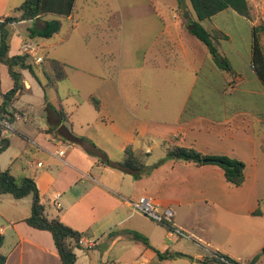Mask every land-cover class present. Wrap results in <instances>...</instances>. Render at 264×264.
<instances>
[{
    "label": "crops",
    "instance_id": "crops-1",
    "mask_svg": "<svg viewBox=\"0 0 264 264\" xmlns=\"http://www.w3.org/2000/svg\"><path fill=\"white\" fill-rule=\"evenodd\" d=\"M114 1L118 4L123 1L127 4L124 7L131 11L130 17L134 19L131 25L133 34L137 33L143 26L139 21L140 15L156 14L162 19L155 2L157 0H140V4L136 3L138 0ZM249 1L251 3V0ZM23 2V0H0V19L10 15H21L22 12L17 8ZM171 9H176V6H171ZM185 9L189 10L188 5L185 6ZM74 12L65 18L73 20ZM173 18L176 19L172 23L177 30L179 27L184 28L180 15L174 13ZM24 22L26 21L9 23V26L14 27L16 23ZM37 22L41 24L43 21ZM68 22L69 26L64 35L66 39L72 35L74 27L79 24L77 22L74 24L73 21ZM116 22L113 24L117 25ZM167 26L163 21V27H155L157 32L151 40H148L151 43L149 46H146L148 41L140 44L144 55L141 62L136 61L135 64H131L129 59H125L121 62V70L131 72L134 69L147 68L150 64L146 58L147 50L154 45L158 48V39L163 34L173 42L174 50L181 48L182 56L185 55L189 59L186 45L182 40L181 45H179L180 40L178 42L172 37L167 31ZM142 29L146 31V25ZM97 33L100 32L97 31ZM17 35L11 40L10 55H15L14 50L16 51V49L21 52L25 41L35 45L37 54L40 55L38 51L40 48H44V42H40L39 38H30L29 34L27 38H21L19 34ZM158 51L165 55L167 64H170L168 60L169 49L161 47L158 48ZM193 52L196 54L195 51H192V54H194ZM222 55L226 56L223 51ZM76 56L79 54L67 49L62 53L53 55L55 59L67 63L68 77L73 70L81 69L79 65H83L84 72L90 71L88 70L89 67L81 62L86 56L81 55L79 60L74 58ZM177 56L179 58L178 54ZM226 57L229 59V56ZM30 58L35 59L31 56ZM230 62L236 73L230 80H226V77L223 76L222 86L217 88V95H219L218 91L221 90L224 91V95L232 93L234 90H242L244 94L246 93L258 103L264 101V84L253 69L252 50L248 53L247 67L241 69L233 60ZM153 65H157L156 60H153ZM215 67L217 66L214 64L211 69ZM23 76L27 88L25 93H27L32 90V82H36V79L28 70H23ZM116 79L117 83H108L104 87L109 92L110 107L113 109V114L108 117L104 115L103 110L106 108V102L101 95L100 112L96 108L91 111L89 107H83L85 102L93 104L90 101V96L99 92H90L91 94H88L87 101L84 100V103L76 99V97L80 98L79 91L70 89L69 96L65 98L58 94L55 106L63 105L65 110L70 113L68 119L51 130L50 128L54 123L46 114L42 124H36L37 130L31 134L22 130L16 131L18 134L16 140L19 142L17 148L13 147L14 141L11 139V135L6 134L9 145L0 152L1 167L10 169L16 177L30 176L34 178L42 201L46 204L48 215L51 217L59 215L64 223L85 234L83 237L85 242L76 249V264H106L103 259L108 253L111 254L110 259H112L113 264H136L139 261H146L149 264H169L173 258L159 259L156 249L169 253L178 252L175 251V247L179 237L171 235L166 227L134 206L133 203L144 196L150 197L159 211L166 208L174 209L173 225L180 228L184 234L191 232L193 237L198 238L214 251L247 264L255 254L249 260L243 261L241 260L242 254L230 245L232 243L241 244V235L231 236L230 234L227 240L222 242L215 240V235L208 232L211 226L210 209L213 207H209L208 211L203 213L197 207L201 209V206L203 208V204L207 203L220 206L217 212L218 217L215 218L219 224L231 229L232 221L238 220L237 224L241 221L244 227L247 221L255 224L251 218L260 213L252 208L255 207L253 201L257 200L258 196L254 194L250 198H246L245 194L239 193L229 196L222 195L221 190L223 188L229 190V183L225 179L223 169L218 165H196L192 162L175 159H166L158 165L166 157L165 145L170 143L194 146L202 152L204 151L203 153L225 155L221 154L224 152L218 150V147L213 148L214 141L212 137H209L211 130L206 128L209 127V124H214L215 121L209 116L196 113L191 109L187 113L185 112L188 106L195 105L194 90L197 85V77L194 76L186 95L182 99L180 113L171 120L146 116V112L142 114L132 110V107L146 105V100L129 99L128 93H124L121 89L122 78L116 77ZM206 82L207 85L205 86L212 83L209 78ZM12 85L13 81L8 66L0 61V105L3 101L2 92L10 90ZM79 87L78 84L74 86L75 89H80ZM41 88L43 92H46L47 87L44 89L41 86ZM56 90L58 91V88ZM19 96L12 102L11 106V109L20 115V118H16L14 123L18 120H26L28 117L25 111L15 106ZM257 102L255 105L258 104ZM261 112V110L250 108L242 113L263 115ZM75 118L76 121H74ZM227 120L228 118L224 119V121ZM260 121L263 124L264 116L260 118ZM75 122L80 125L81 130H76ZM93 127L96 128V132L94 134L88 133V129ZM85 128L87 129L84 131ZM70 132L83 137L84 140L72 139ZM200 136L205 144L200 145ZM67 144H72V147H67V153L64 157L59 156L57 150ZM128 145L149 152L145 162L152 169L141 178H136L132 173L104 162L106 159L120 160ZM230 155L246 164L251 163L253 166L259 165L261 161L255 149L253 155L251 152L240 153L237 155L238 157L235 153ZM38 162H42V166H39ZM224 179L225 181H223ZM243 186L241 185L242 188ZM31 206V195L15 198L10 193H0V233L5 235V243L2 247V251L7 255L5 264H62L52 234L47 230L34 228L24 221L31 215ZM221 206H223L225 213L222 212ZM204 208L207 209V207ZM183 210H186V217L182 215ZM196 224L199 227L197 230L199 232L191 228L192 225ZM243 227L241 228L243 229ZM130 230L138 231L148 237L152 247H146L144 244L133 240L130 234L126 232ZM243 230L244 232L247 231L246 229ZM252 230L250 227L251 234H253ZM252 237L254 236L252 235ZM135 248L137 255L129 257L128 253H131ZM103 249H106L105 254L101 252ZM135 261L137 262L135 263ZM262 261H264V256L256 264Z\"/></svg>",
    "mask_w": 264,
    "mask_h": 264
},
{
    "label": "rangeland",
    "instance_id": "rangeland-1",
    "mask_svg": "<svg viewBox=\"0 0 264 264\" xmlns=\"http://www.w3.org/2000/svg\"><path fill=\"white\" fill-rule=\"evenodd\" d=\"M155 2L162 19L156 14L140 15L139 21L143 26L137 33L133 34L131 25L134 19L130 17L129 13L131 11L127 7H124L127 6L125 2L122 1V5L121 3H116L114 0H77L74 19L68 20L62 18L63 26L59 34L50 38H39L40 42H44L45 45L44 48L39 49L38 53L42 56L53 57L54 54L62 53L67 49L79 54V56L74 57L76 60H79L81 55L86 56L81 62L82 64L84 62L90 71L84 72L83 65H79L80 70H73L65 82L59 83L58 91L53 87H47L46 92H43L37 80L36 82H32V90L19 96V99L15 103V106L25 111L28 117L26 120L22 119L14 123L13 130L7 131V135H11V139L14 141L13 147L17 148V143L19 142L16 140L18 139L16 131L22 130L29 134L36 131V124H42L47 114V109L45 110L47 103L56 105L58 94L65 98L69 96L70 89L79 91L80 98L76 97V99L80 102L87 101V96L91 94L90 92H99L94 95L99 99H101L100 95L103 97L106 102V108L103 110L104 115L106 117L110 116L113 114V109L110 107L109 92L104 87L108 83H117L116 77L122 78L123 85L121 89L124 93H128L129 99L146 100V105L132 107V110L142 114L146 112V116L171 120L180 113L182 99L186 95L194 76H196L197 85L194 90L195 105L188 107L189 110L191 109L196 113L199 112L205 116H209L210 119L215 121L214 124H209V127H206L209 131L211 130L209 137H212L214 141L213 148L218 147V150L224 152L221 154L230 155L235 153L236 156L240 153L245 154V152H251L253 155L255 149L257 156L261 159L257 166H253L251 163L246 164L243 161L246 164L245 173L247 181V183L245 181L246 184H243L245 186L242 185L243 188L228 184L229 190L227 188L221 190V194L224 196L239 193L241 195L245 194L246 198H250L256 194L258 199L253 201L255 207L252 208H255L254 210H258L260 213L251 218L255 221V224L247 221L243 227L241 221L237 224L238 220L236 222L233 220V226L231 229H227L215 220L218 217L217 212L220 206L207 203L203 204V208L201 206V209L197 207L201 213L208 211L209 207H213L210 209L211 226L208 232L215 235V240L222 242L227 240L230 234L231 236L241 235V244L232 243L230 245L242 254L241 260H249L264 247V152L261 149V140L264 136V122L262 124L260 121V118L264 116V101H259L258 103L249 95H246V93L244 94L242 90H234L232 93H227V95H224V91L221 90L218 91L219 95H217V88L222 86L223 76L226 77V80H230L233 79V75L217 67L211 69L212 65H216V63L211 54H209L206 45L191 34L187 30L186 25H184V28L179 27V30H177L172 23L176 21L173 18L174 13L182 17L186 12H189L188 17L191 16L192 20L197 19L191 1L157 0ZM136 3L140 4V0ZM251 4L254 8L256 20L253 23L251 19L240 15L231 8L203 22L206 27L219 28L229 35L230 39L222 42V51L226 56H229L230 60L236 62L237 66L241 69L247 67L248 53L252 50L253 24L264 22V0H251ZM174 5L176 9L172 10L171 6ZM186 5H188L189 10L185 9ZM37 21L41 20L16 23L14 27L8 25L10 44L11 40L18 36L17 34L21 38H27L29 29L37 24L39 25ZM68 21L79 24L77 27H74L72 35L66 39L64 35L69 26ZM115 21H117V25L113 24ZM163 21L168 25L167 31L172 37L178 40V42L180 40L179 45H181V40L184 42L189 53V59L185 55L182 56L181 48L177 52L169 49L171 58H168L170 64H167L165 55L159 53L158 48L154 45L146 53V58L148 63H150L147 68L134 69L131 72H127V70L122 71L121 62L123 60L129 59L131 64L143 60L144 55L142 54V46L140 44L151 40L155 36L157 28L163 27ZM145 25L146 31L142 29ZM156 26L157 28H155ZM97 31L100 33H97ZM261 39L264 43V35H261ZM146 44V46H149L151 43L148 41ZM192 51H195L196 54L194 52L192 54ZM19 52V49L14 50L15 55H18ZM21 53H23L22 50L19 54ZM122 55L123 57H121ZM153 60L157 61L156 66L153 65ZM50 75L52 76L51 73ZM40 78L42 83H46L47 79L44 75H41ZM207 78L212 83L205 86L207 85ZM75 84H78L80 89H75ZM255 102L258 104L256 103L257 105H255ZM83 105V107H89L91 111L95 109L94 105L89 104V102H85ZM250 108L257 109L258 111L261 110L263 115L242 113ZM225 118H228V120L224 121ZM74 121H76V118ZM75 128H77V131L81 130L80 125L76 122ZM95 132L96 128L94 127L88 129V133L94 134ZM199 143L200 145L205 144L201 136ZM204 207H207V209ZM221 208L222 212L225 213L223 206ZM182 215L184 217L187 216L186 210L182 211ZM241 227L247 231L244 232ZM250 227L253 229V234L250 232ZM191 228L199 232L197 231L199 229L197 224L192 225ZM191 234L190 232L177 236L179 238L177 239L175 251L184 252L185 255L174 257L169 264H214L212 262H203L205 257L213 255L214 249L204 245ZM105 250L103 249L101 252L104 253ZM136 253L137 250L135 248L131 253H128V256L132 257L137 255ZM110 256V253L105 254L103 260L106 264H113ZM259 264H264V261Z\"/></svg>",
    "mask_w": 264,
    "mask_h": 264
},
{
    "label": "trees",
    "instance_id": "trees-1",
    "mask_svg": "<svg viewBox=\"0 0 264 264\" xmlns=\"http://www.w3.org/2000/svg\"><path fill=\"white\" fill-rule=\"evenodd\" d=\"M76 1L77 0H24V2L17 8L22 12L21 15H10L0 19V61L8 66L9 74L13 81L11 89L2 92L3 101L0 105V118L14 121L15 110L11 109L12 102L17 96L24 94L27 90L24 83L23 70H28L44 89L48 86L57 89L58 84L61 81L66 80L68 77V65L61 60L45 56L41 63H37L26 53L13 56L10 55L9 23L41 20L43 21L41 24H37L29 29V36L33 39L50 38L61 31L63 25L62 18L68 17L74 12ZM190 1L196 12L197 19L192 20L191 16H182L183 24L186 25L187 30L191 34L196 36L206 45L217 67L220 70H226L234 75L236 71L230 60L222 55V42L223 40L229 39V35L219 28L206 27L203 22L206 19H211L213 16L228 8H231L240 15L251 19L252 22L256 21L252 4L249 0ZM252 33V66L257 76L264 84V43L261 39V35H264V22L254 23ZM24 43L27 42L25 41ZM157 46L158 48L166 47L173 52H177V50L173 49V42L167 38L165 34L160 36ZM168 58H171L170 50ZM41 75L46 77V83H42L40 78ZM90 101L100 112V99L96 95H91ZM46 109L49 119L54 123L50 128L51 130L68 119L70 115L61 104L55 106L48 102ZM187 111H189V107L185 109L186 113ZM6 134L7 131L0 125V152L9 145V139ZM70 137L77 141L84 140L83 137L74 135L72 132H70ZM165 146L166 157L161 160L158 165L166 159L183 160L192 162L196 165L214 164L223 169L225 179L230 185L241 186L246 180V164L242 160L229 155L203 153L194 146H183L176 143H170ZM261 147L264 151V136L262 138ZM148 155L149 152L128 145L120 160L111 161L106 159L104 162L110 166L132 173L136 178H141L152 169V167H148L145 162ZM0 193H10L15 198H23L31 195V215L25 218L24 221L34 228L47 230L52 234L62 264H76V249L80 248V240L85 234L64 223L59 215L53 217L48 215L46 204L42 201L40 191L34 178L30 176L16 177L10 169H3L0 165ZM160 224L166 227L167 230L172 228L169 223L161 222ZM126 232L129 233L131 238L136 242L142 243L146 247H152L148 237L142 233L134 230ZM4 243L5 235L0 233V264H5L7 261V255L2 251ZM156 252L159 259L174 258L185 255L181 252L169 253L162 252L158 249H156ZM263 256L264 247L260 252L255 254L247 264H256ZM221 258H226L234 264H243L242 262L217 251H214L212 256L205 257L203 262L228 264L223 262Z\"/></svg>",
    "mask_w": 264,
    "mask_h": 264
},
{
    "label": "built area",
    "instance_id": "built-area-1",
    "mask_svg": "<svg viewBox=\"0 0 264 264\" xmlns=\"http://www.w3.org/2000/svg\"><path fill=\"white\" fill-rule=\"evenodd\" d=\"M23 53L28 54L31 57H34L35 62L41 63L44 60L43 56H40L37 54V48L35 45L24 43L21 48ZM16 118H20V115L15 113L14 114V120ZM13 123L14 121H9L8 119L0 118V125L4 127L6 131H12L13 130ZM67 147H72V144H67L66 146H62L57 150V154L61 157H64L67 153ZM39 166H42V162L37 163ZM134 206L141 211L142 213L146 214L147 216L151 217L157 222H165L171 224L172 228L168 230L171 235L174 236H182L184 235V232L173 225L174 223V216H175V210L172 208H166L163 211H159L156 207V205L153 203V200L150 197H141L137 201H135ZM87 241V240H86ZM85 239L80 240V244L84 243ZM221 260L228 264H234L230 261H228L226 258H221ZM137 264H149L146 261H139Z\"/></svg>",
    "mask_w": 264,
    "mask_h": 264
},
{
    "label": "water",
    "instance_id": "water-1",
    "mask_svg": "<svg viewBox=\"0 0 264 264\" xmlns=\"http://www.w3.org/2000/svg\"><path fill=\"white\" fill-rule=\"evenodd\" d=\"M188 15H189V13H188V12H186V13L184 14V16H185V17H188Z\"/></svg>",
    "mask_w": 264,
    "mask_h": 264
}]
</instances>
